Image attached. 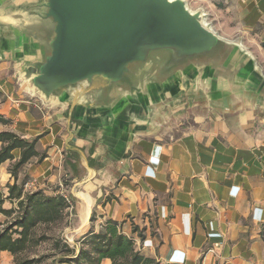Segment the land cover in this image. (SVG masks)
I'll list each match as a JSON object with an SVG mask.
<instances>
[{
    "label": "crops",
    "instance_id": "crops-1",
    "mask_svg": "<svg viewBox=\"0 0 264 264\" xmlns=\"http://www.w3.org/2000/svg\"><path fill=\"white\" fill-rule=\"evenodd\" d=\"M36 1L0 0V115L10 121L0 131L44 154L16 183L34 179L29 192L67 196L78 239L110 221L161 263L264 264V0H185L254 67L190 65L136 94L115 90L109 102L87 88L45 99L23 76L49 34ZM12 153L0 164L4 194L20 150ZM0 264H13L12 254L2 251Z\"/></svg>",
    "mask_w": 264,
    "mask_h": 264
},
{
    "label": "water",
    "instance_id": "water-1",
    "mask_svg": "<svg viewBox=\"0 0 264 264\" xmlns=\"http://www.w3.org/2000/svg\"><path fill=\"white\" fill-rule=\"evenodd\" d=\"M35 5L49 34L42 59L21 72L45 99L87 88L109 102L115 90L133 95L140 83L162 82L190 65L223 68L245 60L254 67L238 42L219 36L202 10L190 9L185 0H37Z\"/></svg>",
    "mask_w": 264,
    "mask_h": 264
},
{
    "label": "trees",
    "instance_id": "trees-1",
    "mask_svg": "<svg viewBox=\"0 0 264 264\" xmlns=\"http://www.w3.org/2000/svg\"><path fill=\"white\" fill-rule=\"evenodd\" d=\"M0 123L9 124L10 121L0 115ZM0 143V164L14 158V149L20 150L19 158L8 167L14 182L7 186V194L0 189V214L7 219L5 224L0 223V253L10 252L14 259L13 264H34L36 259H18V255L30 245L48 240L50 237L45 234L34 239V229L38 225L62 223L70 213L69 204L60 194L48 196L40 190L24 192L22 186L16 183L22 165L33 157H44V154L36 151L35 141H27L12 131L3 130L0 131ZM6 200L16 202V207L4 208ZM52 245L55 249L59 248V264H100L104 258H108L111 264H178L161 263L141 255L135 249L132 237L123 234L118 224L110 221L101 231H90L76 239L73 247L59 237L52 239Z\"/></svg>",
    "mask_w": 264,
    "mask_h": 264
},
{
    "label": "rangeland",
    "instance_id": "rangeland-1",
    "mask_svg": "<svg viewBox=\"0 0 264 264\" xmlns=\"http://www.w3.org/2000/svg\"><path fill=\"white\" fill-rule=\"evenodd\" d=\"M74 216L68 215L66 220L59 224L52 225H38L34 229V239L40 235H47L50 237L48 240H43L38 244H32L27 247L22 253L18 255V259L34 258L36 262L34 264H59L58 259L60 256L59 248L55 249L52 245V239L59 237L64 238L70 247L76 245V239H78V233L71 227L74 223ZM7 219L2 215L0 216V222L5 224ZM2 228V225H0ZM14 263V259H13Z\"/></svg>",
    "mask_w": 264,
    "mask_h": 264
},
{
    "label": "built area",
    "instance_id": "built-area-1",
    "mask_svg": "<svg viewBox=\"0 0 264 264\" xmlns=\"http://www.w3.org/2000/svg\"><path fill=\"white\" fill-rule=\"evenodd\" d=\"M35 182H36V180H34V179L30 180V181H27V182H24L23 185H22L23 191L24 192H29L31 190V188L34 186ZM63 197L65 198V200L69 204V211H70L72 209L71 200L67 196H63ZM262 234H263V237H264V227L262 228Z\"/></svg>",
    "mask_w": 264,
    "mask_h": 264
},
{
    "label": "bare ground",
    "instance_id": "bare-ground-1",
    "mask_svg": "<svg viewBox=\"0 0 264 264\" xmlns=\"http://www.w3.org/2000/svg\"><path fill=\"white\" fill-rule=\"evenodd\" d=\"M87 212L85 211L84 213H82V225H84L86 223L87 220ZM79 229V228H78Z\"/></svg>",
    "mask_w": 264,
    "mask_h": 264
}]
</instances>
